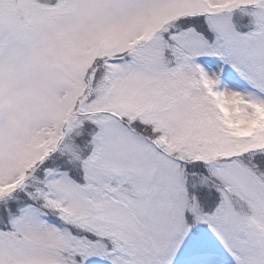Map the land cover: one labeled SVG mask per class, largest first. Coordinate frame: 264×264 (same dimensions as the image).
<instances>
[{
    "label": "snow or ice",
    "instance_id": "snow-or-ice-1",
    "mask_svg": "<svg viewBox=\"0 0 264 264\" xmlns=\"http://www.w3.org/2000/svg\"><path fill=\"white\" fill-rule=\"evenodd\" d=\"M0 264H264V0H0Z\"/></svg>",
    "mask_w": 264,
    "mask_h": 264
}]
</instances>
